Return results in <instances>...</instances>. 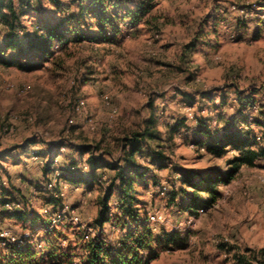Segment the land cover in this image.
Segmentation results:
<instances>
[{"label": "rangeland", "instance_id": "rangeland-1", "mask_svg": "<svg viewBox=\"0 0 264 264\" xmlns=\"http://www.w3.org/2000/svg\"><path fill=\"white\" fill-rule=\"evenodd\" d=\"M127 1L129 9L151 3ZM263 5L264 0H155L141 25H120L115 43L74 42L65 50L54 44V59L34 70L0 64V156L9 154L0 159V191H14L16 210L31 220L37 217L35 223H22L0 211V234L8 232L39 253L48 251L50 240L80 263L83 254L73 236L80 226L70 224V230L65 220L53 225V217L68 208L94 236V221L114 173L106 172L91 189L75 188L66 182L69 174L63 177V168L74 162L78 173L87 176L91 155L118 164L128 139L153 120L152 131L160 139L150 145L164 153L165 168L139 157L148 170L135 187L139 215L149 219L156 238L175 234L177 244L162 250L154 245L142 258L157 255L151 264L264 263V159L255 167L243 166L202 214L184 213L182 197L172 202L170 196L181 189L184 172L224 173L239 156L230 151L216 158L197 145L204 123L218 139L238 132L252 150L264 152ZM77 7L70 6L67 14L41 0L36 10H27L23 25L32 33L40 20H68L79 13ZM96 21L87 18L90 24ZM80 29L87 39L96 37L94 27ZM82 146L90 153L80 156ZM57 154L51 172L46 166ZM52 199L60 200L56 209L47 205ZM117 200L114 196L111 205ZM122 234L116 230L108 241L116 245ZM3 249L0 254L7 257Z\"/></svg>", "mask_w": 264, "mask_h": 264}, {"label": "trees", "instance_id": "trees-1", "mask_svg": "<svg viewBox=\"0 0 264 264\" xmlns=\"http://www.w3.org/2000/svg\"><path fill=\"white\" fill-rule=\"evenodd\" d=\"M40 1L0 0V38L3 40V45L0 47V64L4 67L18 66L23 69L27 65L32 70L37 69L54 59L56 53L54 44H59L60 48L65 50L74 42L115 43L116 37L121 33V24L130 22L133 27L141 25L150 15L155 4V0H150L151 3L142 2L134 9H129L127 0H67L70 2L69 5L64 4L65 0H48L57 11L62 10L70 14V6L77 5L79 13L69 15L68 20L64 18L53 24L40 20L36 26H33V32L28 33L22 20L28 16V9L36 10ZM89 16L95 17L96 23H88ZM72 22L76 25L74 26ZM82 27L87 29L94 27L96 37L87 39L84 34L80 35L78 31H81ZM74 34L78 37L72 39L70 36ZM8 53L14 56L5 59ZM22 61L26 63L21 64ZM152 128H156V125L153 120H150L142 133H134L132 138L128 139L127 144L123 146L128 151L118 164L106 163L101 158L97 159L91 155L86 161L88 174L84 177L78 173L80 169L78 170L77 163L73 162L67 169L62 167L65 172H62L63 177L69 174L66 176V182L72 185H84L88 189L100 181L106 172L114 173L109 179L107 192L101 200V206L94 221L95 235L91 236L81 227L73 233L77 239L76 248L83 254L78 264H151L157 255L151 254L149 258L144 259L142 253L152 252L154 245L162 250L168 248L170 244H177L175 234L167 235L164 239L156 238L153 229L147 226L149 219L139 215L141 203L135 187L139 184L138 180L144 179L148 173V170L140 165L139 157L150 158L153 166L165 168L162 165L165 160L164 153L153 151L150 145L151 142L160 139L158 133L153 132ZM199 133L203 138L196 142L197 145L205 148L214 157L224 158L230 151L239 153V156L228 163L229 169L224 173L209 172L202 175L196 171H186L182 174L180 180L182 187L180 190L172 191L171 200L175 202L181 196L182 211L193 215H198L201 209L209 208L217 203L221 197V186L229 185L243 166L255 167L257 161L264 159V152L257 153L252 150L248 139L238 137V132L218 139L212 135L204 123ZM206 139L210 142L206 143ZM77 152L83 156L90 153V148L82 146L77 149ZM6 157H9V154L5 157L0 156V159H6ZM58 157L57 154L51 159L48 157L45 159L46 162L49 159L46 167L50 168L51 172ZM188 189L192 192H188ZM0 192V211L5 217L22 223L37 221V217L29 219L28 213L23 210L8 213L7 206L18 203L17 197L14 191L2 189ZM114 196H118V200L112 206L111 199ZM22 198L27 202L26 196ZM59 201L52 199L47 205H52L56 209ZM106 226L111 228L109 232L105 230ZM66 227L72 229L70 223ZM116 230L122 231L123 234L118 237V243L114 245L108 241V235ZM46 246L48 251L39 253L27 243L9 244L3 249L7 257L0 254V264H75L72 253L55 246L50 240ZM238 262L251 264L244 259H239Z\"/></svg>", "mask_w": 264, "mask_h": 264}, {"label": "built area", "instance_id": "built-area-1", "mask_svg": "<svg viewBox=\"0 0 264 264\" xmlns=\"http://www.w3.org/2000/svg\"><path fill=\"white\" fill-rule=\"evenodd\" d=\"M86 170V169H85ZM57 177H60L61 175H59V173H57L56 175ZM53 185H49V189L52 188ZM7 210L9 212H13L14 210H16V206L15 204L13 205H8L7 206ZM205 210L202 209L199 211L198 214H202L204 213ZM53 225L57 224V223H60L61 221H66V222H69L70 224H73V225H79L80 227H82L80 225L79 222V219L77 218V216L73 215L71 212H69V209L68 208H62V210H59L53 217ZM89 237V236H88ZM0 239L2 241V246H6L7 244H13V245H21L23 244V240H19L18 238L12 236L10 233L8 232H2L0 234Z\"/></svg>", "mask_w": 264, "mask_h": 264}, {"label": "crops", "instance_id": "crops-1", "mask_svg": "<svg viewBox=\"0 0 264 264\" xmlns=\"http://www.w3.org/2000/svg\"><path fill=\"white\" fill-rule=\"evenodd\" d=\"M70 186H72V184H70ZM77 187H85L84 185H75V188H77Z\"/></svg>", "mask_w": 264, "mask_h": 264}]
</instances>
